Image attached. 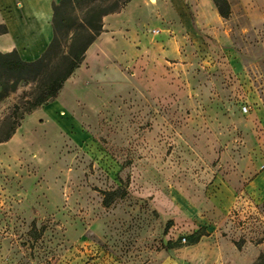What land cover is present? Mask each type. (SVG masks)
<instances>
[{"label":"rangeland","instance_id":"1","mask_svg":"<svg viewBox=\"0 0 264 264\" xmlns=\"http://www.w3.org/2000/svg\"><path fill=\"white\" fill-rule=\"evenodd\" d=\"M209 1L185 0L187 30L156 0L117 32L48 106L63 128L24 116L31 143L0 151V264H264V15Z\"/></svg>","mask_w":264,"mask_h":264},{"label":"trees","instance_id":"2","mask_svg":"<svg viewBox=\"0 0 264 264\" xmlns=\"http://www.w3.org/2000/svg\"><path fill=\"white\" fill-rule=\"evenodd\" d=\"M129 1L59 0L52 7L53 37L39 58L22 61L15 52H0V101L16 92L21 81L31 83L29 89L21 92L8 113L1 118L0 143L11 138L25 115L57 97L64 82L82 63L87 48L102 32V18L119 12ZM212 1L219 15L226 18L229 14L227 0ZM80 3L89 5L82 17L77 19L69 10ZM110 202L111 198L103 199L104 206Z\"/></svg>","mask_w":264,"mask_h":264},{"label":"crops","instance_id":"3","mask_svg":"<svg viewBox=\"0 0 264 264\" xmlns=\"http://www.w3.org/2000/svg\"><path fill=\"white\" fill-rule=\"evenodd\" d=\"M59 0H0V52H15L22 61H33L39 58L47 48L53 37L52 16L53 4ZM167 6L171 7L173 12L180 18L183 27L187 30L192 23L193 13L189 11L185 0H166ZM243 6L247 1H253L256 5L249 8V13L254 15H264V0H240ZM262 1L263 6L260 4ZM156 5V2H155ZM154 3L148 0H130L119 12L105 15L102 18V32L87 48L84 59L80 66L73 72H79L86 75L92 68L96 66V60L107 63L106 61H114L115 53L112 50L117 42V32L124 28L131 32L136 30L135 25L138 22L137 15L152 11L155 8ZM201 15L209 14L211 3L205 0ZM251 10V12H250ZM192 15V16H191ZM128 42V41H127ZM71 77V76H70ZM69 77V78H70ZM69 78L64 82L67 83ZM62 89V88H61ZM61 91V90H60ZM59 94L51 102L37 108L28 114L27 120L34 122L36 114L46 116L48 120L60 126L55 115L49 113L48 106L51 103L58 102L61 111H67L66 105L59 100ZM26 122V121H25ZM25 123L16 129L11 138L0 143V151H18L21 143H31L32 136L29 131H23Z\"/></svg>","mask_w":264,"mask_h":264},{"label":"built area","instance_id":"4","mask_svg":"<svg viewBox=\"0 0 264 264\" xmlns=\"http://www.w3.org/2000/svg\"><path fill=\"white\" fill-rule=\"evenodd\" d=\"M242 109H243L244 112H247V110H248L247 106H243Z\"/></svg>","mask_w":264,"mask_h":264},{"label":"bare ground","instance_id":"5","mask_svg":"<svg viewBox=\"0 0 264 264\" xmlns=\"http://www.w3.org/2000/svg\"><path fill=\"white\" fill-rule=\"evenodd\" d=\"M151 2H155L156 0H150Z\"/></svg>","mask_w":264,"mask_h":264}]
</instances>
